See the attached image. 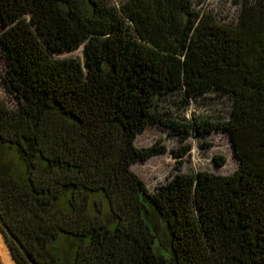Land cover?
I'll return each instance as SVG.
<instances>
[{
	"label": "trees",
	"instance_id": "obj_1",
	"mask_svg": "<svg viewBox=\"0 0 264 264\" xmlns=\"http://www.w3.org/2000/svg\"><path fill=\"white\" fill-rule=\"evenodd\" d=\"M200 3L0 0L16 104L0 100V228L18 264H264V0L230 23ZM211 92L230 101L226 119L158 106ZM150 126L224 132L237 169L149 192L131 166L163 153L134 146Z\"/></svg>",
	"mask_w": 264,
	"mask_h": 264
},
{
	"label": "rangeland",
	"instance_id": "obj_2",
	"mask_svg": "<svg viewBox=\"0 0 264 264\" xmlns=\"http://www.w3.org/2000/svg\"><path fill=\"white\" fill-rule=\"evenodd\" d=\"M120 1L122 0H111L115 5ZM242 2L243 0H201L198 6L218 22L230 23L236 20ZM51 56L54 59H81V49L70 53L51 54ZM3 71V60L0 56V100L7 107L14 108L15 100L2 84ZM158 106L162 113L177 121H216L227 118L230 101L211 92L203 98L185 103L178 95L170 94L163 95L158 100ZM134 146L137 149L154 146L163 148L162 154L131 166V171L144 183L149 192L165 184L176 174L194 175L198 172H209L225 176L237 169V160L229 137L221 131L202 135L191 133L182 138L166 128L150 126L137 133ZM183 152L184 154H181ZM178 154L182 156L177 158ZM215 158L221 165L216 163Z\"/></svg>",
	"mask_w": 264,
	"mask_h": 264
},
{
	"label": "water",
	"instance_id": "obj_3",
	"mask_svg": "<svg viewBox=\"0 0 264 264\" xmlns=\"http://www.w3.org/2000/svg\"><path fill=\"white\" fill-rule=\"evenodd\" d=\"M0 238H1V240H2V243L4 244V247H5V249H6V252H7L8 256H9V258H10V260H11V263H12V264H18V263L12 258V255H11V253H10L9 247H8V245H7V242H6V240H5L4 236H3V233H2L1 228H0ZM0 264H6V262H5V260H4L3 253L1 252V250H0Z\"/></svg>",
	"mask_w": 264,
	"mask_h": 264
},
{
	"label": "bare ground",
	"instance_id": "obj_4",
	"mask_svg": "<svg viewBox=\"0 0 264 264\" xmlns=\"http://www.w3.org/2000/svg\"><path fill=\"white\" fill-rule=\"evenodd\" d=\"M0 250H1V252L3 253L4 260H5L6 264H12V263H11V260H10V258H9V256H8V254H7V252H6V249H5V247H4V244L2 243L1 238H0Z\"/></svg>",
	"mask_w": 264,
	"mask_h": 264
}]
</instances>
